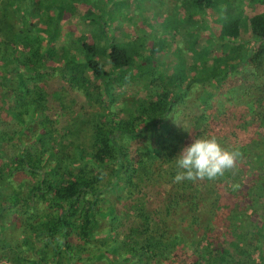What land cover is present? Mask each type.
<instances>
[{
  "label": "trees",
  "instance_id": "1",
  "mask_svg": "<svg viewBox=\"0 0 264 264\" xmlns=\"http://www.w3.org/2000/svg\"><path fill=\"white\" fill-rule=\"evenodd\" d=\"M166 1L184 23L155 12ZM247 1L261 11L248 16L243 0H0V260L264 264V0ZM148 20L147 34L118 40L115 24ZM135 81L146 90L115 106V88ZM213 134L239 148L237 167L173 183L181 150Z\"/></svg>",
  "mask_w": 264,
  "mask_h": 264
},
{
  "label": "rangeland",
  "instance_id": "2",
  "mask_svg": "<svg viewBox=\"0 0 264 264\" xmlns=\"http://www.w3.org/2000/svg\"><path fill=\"white\" fill-rule=\"evenodd\" d=\"M243 1H244L243 9L248 16L260 12L262 9V6L260 4H258L257 2L249 3L247 0H243ZM147 5L151 6L152 3L147 4ZM154 6H155V12L160 13L162 17H166V15L172 14V17L174 18V20H176L179 24L184 23L186 21V18L184 16L183 12H181V11L180 12L179 11L172 12V2L171 1H166L163 5L154 4ZM137 10L140 11L141 9L138 7ZM149 18L151 19V16ZM154 18L155 19H153V21L158 19L159 17H154ZM207 19H209V21L211 23L210 24L211 27L216 28V24H215L214 20L212 18L210 19V17H208ZM63 20H64L63 24H66V18H64ZM68 22H69V26H71V32H73L77 36L84 34V39L91 41V38H93V34H94L93 32L94 31L92 32L88 29L87 26L78 25L74 21L70 20V21H67V23ZM115 25L119 28L120 35L118 37V40H123V41L137 36L138 33L140 35L142 33L147 34L148 30H151L152 26H153L152 21H150V20H148L146 24H142L141 22L138 21V22H136V24H122V25L121 24L120 25L115 24ZM247 37H248V34H246V32H244L243 38L246 39ZM63 39H64V37L59 36L56 40V44L60 45L63 42ZM238 40H240V39L238 38ZM251 44H252V41H249V46ZM138 88H141L142 91L146 90V87L140 81L123 83L119 87L115 88L114 92H115V94H117L118 99L114 105L118 106L120 99H123V100L125 99V102L126 101L129 102L130 99L128 97H131L132 94L134 93V91ZM104 102H106L105 99H104ZM241 102H242V100H241ZM69 103L73 106V108H74L73 113L75 115L79 114V115L83 116V112L85 114H87V109L83 110L80 107L83 105L81 99L75 98L74 96L71 95L69 98ZM56 107H57V105H56ZM84 107H85V105H84ZM235 107L236 108L234 109V111L235 110L242 111V109H243V106L238 107V104ZM229 108H232V107H229ZM233 117H236V115H234ZM58 121L60 124H63L65 120L60 118ZM242 138L243 137L240 134L237 137V141L242 140ZM246 188L249 189V187H247V186H246ZM160 189H162V188H160ZM160 189H158V191L154 192L153 194L151 192V199L154 202L155 206H159L160 202L162 200V194L160 193ZM249 212H250L249 209H246V214H249ZM250 217L252 218V222H254L253 224H256L258 226L262 225V221L258 220L256 216L253 215ZM263 244H264V242H263ZM0 264H9V263H7L5 260H0Z\"/></svg>",
  "mask_w": 264,
  "mask_h": 264
},
{
  "label": "clouds",
  "instance_id": "3",
  "mask_svg": "<svg viewBox=\"0 0 264 264\" xmlns=\"http://www.w3.org/2000/svg\"><path fill=\"white\" fill-rule=\"evenodd\" d=\"M240 157L238 147H223L215 134L194 138L176 157L177 171L173 183L215 181L234 170Z\"/></svg>",
  "mask_w": 264,
  "mask_h": 264
},
{
  "label": "crops",
  "instance_id": "4",
  "mask_svg": "<svg viewBox=\"0 0 264 264\" xmlns=\"http://www.w3.org/2000/svg\"><path fill=\"white\" fill-rule=\"evenodd\" d=\"M64 21V20H63ZM63 21H62V23H63Z\"/></svg>",
  "mask_w": 264,
  "mask_h": 264
}]
</instances>
